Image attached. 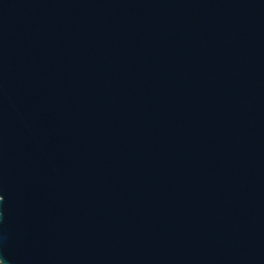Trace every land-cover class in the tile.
<instances>
[{
    "label": "water",
    "instance_id": "obj_1",
    "mask_svg": "<svg viewBox=\"0 0 264 264\" xmlns=\"http://www.w3.org/2000/svg\"><path fill=\"white\" fill-rule=\"evenodd\" d=\"M0 264H264V0H0Z\"/></svg>",
    "mask_w": 264,
    "mask_h": 264
}]
</instances>
